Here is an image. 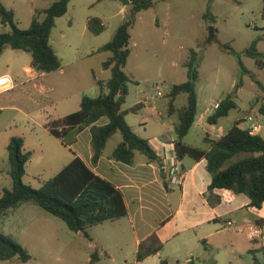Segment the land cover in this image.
Segmentation results:
<instances>
[{
	"label": "rangeland",
	"instance_id": "1",
	"mask_svg": "<svg viewBox=\"0 0 264 264\" xmlns=\"http://www.w3.org/2000/svg\"><path fill=\"white\" fill-rule=\"evenodd\" d=\"M55 1L2 0L6 7L17 10L15 19L20 29H28L35 11L44 10ZM209 5L217 17L213 26L203 18ZM262 8L263 0H158L154 7L141 12L131 30L132 54L126 67L132 81L123 108L130 113V123H137L130 109L145 97L149 99L147 103L156 104L160 111L167 108L171 87L187 80L185 63L192 50L206 57L199 85L205 94L209 95L215 85L218 92L230 88V77H218L219 65L215 64L216 59L220 58L218 62L222 64L224 59L230 58L234 65L227 63L231 70L233 67L238 70L237 82L242 81L243 94L246 98H254L259 86L251 75L242 74L237 58L224 51L221 45L230 43L236 51H244L257 40L264 51V30L260 28L264 26ZM129 10L130 5L118 0H71L68 12L56 20L51 41L63 61V69L45 77V85L54 91L43 97L22 92L13 105L28 117L8 110L0 119V195L4 188L12 185L9 151L5 149V141L12 135L24 137L25 148L31 152L24 177L27 185L39 189L68 163L73 154L72 139L68 136L63 142L52 135L43 127L45 116L58 119L64 113L61 106L56 107L58 101L71 100L80 93L92 94L91 69L99 74L101 61L111 56L109 52L92 56V51L113 38ZM94 17H100L106 25L100 35H94L87 27L89 19ZM8 30L10 28L2 27L0 21V33ZM242 62L248 70L255 69L254 59L243 57ZM107 74L111 77L109 69ZM186 103V95L182 94L176 104ZM260 117L264 121V117ZM195 139L196 136L190 137L192 141ZM195 145L203 147L204 143L197 140ZM170 186L166 178L164 190L169 191ZM174 188L178 192L177 187ZM165 191L159 189L149 202L130 203V217L90 227L86 230L88 236L84 232L71 231L64 221L34 203H22L0 217V231L23 245L31 259L22 263L14 258L0 261V264H91L95 251L99 253V261L95 264H135L136 235L148 233L170 213ZM168 253V250L162 251L160 256L142 264H160L161 260L168 259ZM184 263L182 258L171 260V264Z\"/></svg>",
	"mask_w": 264,
	"mask_h": 264
},
{
	"label": "trees",
	"instance_id": "2",
	"mask_svg": "<svg viewBox=\"0 0 264 264\" xmlns=\"http://www.w3.org/2000/svg\"><path fill=\"white\" fill-rule=\"evenodd\" d=\"M70 1L57 0L44 10H36L30 27L20 29L16 23L15 11L6 7L0 0V21L2 25L10 28L0 33V57L8 49L24 51L31 55V67L35 71L46 74L59 71L62 68V59L52 47L50 40L56 20L68 12ZM118 1L130 5L131 10L125 21L117 28L113 38L94 52V54L111 53L103 63L104 69L111 71L110 79L106 82L98 81L100 95L95 98L84 96L80 110L46 125L52 135L63 142L70 136L72 143L78 134L90 128L94 164L100 160L108 141L117 133L122 135L123 142L114 150L112 154L114 160L130 165L134 162L136 153L145 155L150 160H157L148 141L136 134L129 125L126 119L129 112L123 110V107L129 96V83L132 81L126 72L131 56V30L138 14L154 7L158 0ZM203 18L209 25L216 24L217 18L211 11L210 5ZM262 18L264 19V0ZM88 29L94 35H100L106 30V25L101 18L94 17L89 19ZM221 48L234 55L242 74L251 75L261 88L262 85L255 74L244 67L242 62L243 57H250L255 60L259 68H264V54L259 51L258 42L253 41L243 52H237L230 43L222 44ZM202 59L199 52L191 51L190 58L185 63L187 80L173 85L168 94V112L171 115L173 113L178 115V124L175 128L177 158L207 160L208 170L212 175L209 196L216 189L246 194L251 200L250 205L259 209L264 204L263 136L250 129L241 128L240 122H237L220 139L209 141L211 145L209 151L184 142L198 115L196 88ZM241 85L240 80L235 89L220 102L219 108L208 119L211 124H216L219 119L228 116L237 108L235 98ZM182 94L186 95L187 103L177 108L176 103ZM138 110L139 105L131 108L130 112L136 113ZM259 112L264 117V105L260 106ZM102 119H107L108 122L98 125ZM7 150L12 185L10 188H5L0 195V217L22 203L31 202L64 221L71 231L87 234L86 230L90 227L127 216L128 210L123 193L112 182L96 175L79 157H75L56 176L43 182L39 189H35L24 182L27 164L31 157V152L26 151L25 139L20 136L12 137ZM257 223L263 226L264 220H258ZM162 247L160 242L149 250L145 245H140L137 261L141 262L159 253ZM261 251L264 252V248ZM14 258L26 263L30 261L31 255L23 245L0 231V261ZM98 261L99 253L95 251L90 263L95 264ZM160 264L169 263L167 260H161ZM254 264L264 263H259L254 258Z\"/></svg>",
	"mask_w": 264,
	"mask_h": 264
},
{
	"label": "crops",
	"instance_id": "3",
	"mask_svg": "<svg viewBox=\"0 0 264 264\" xmlns=\"http://www.w3.org/2000/svg\"><path fill=\"white\" fill-rule=\"evenodd\" d=\"M14 11L17 14V10ZM2 27L8 28L4 25ZM260 28L264 30V26ZM257 42L260 51V43L259 41ZM50 43L56 50L51 40ZM102 46L96 47L92 51V56L96 55L94 52ZM56 52L59 54L57 50ZM260 52L264 54V51L261 50ZM25 55L30 54L24 51L8 49L0 57V76L9 74L17 82V88L14 91L0 95V119L3 113L8 110L24 114L22 109L13 105L15 98L22 92L26 91L31 96L40 95L43 97L54 91V88H47V85H45V77L50 73L35 71L31 67V55L29 59ZM218 60L221 61L220 58ZM218 60L216 59L215 62V64L219 65L217 75L224 78L230 77V88L218 92L215 85L209 95L205 94L204 90L199 86L203 77V65L206 61V57L203 56L199 69L200 78L196 88L198 94V115L192 129L184 139L186 144L206 151L211 148L209 141L220 139L237 122H240L241 128L250 129L249 126L252 121H249V118H253V122L259 124L258 130L253 132L261 136L264 134V121H262L260 117L262 115L259 112L260 106L264 105V68H259L257 65L254 70L250 71L255 74L257 80H261H258L262 85L261 88L259 87L260 92L258 91L254 98H246L241 86L235 98L237 108L232 110L228 116L219 119L216 124H211L208 121L209 117L217 110L214 109V105L222 102L235 89L238 78V70L234 67L231 70L229 63H227L230 62L234 65L233 60L230 58L224 59L222 64ZM105 61H101L99 74L94 69H91L93 77L91 95L80 93V96H75L71 100L63 99L55 104L58 108L61 106V110L64 112L58 119L80 110L84 96L95 98L100 95L98 81L106 82L110 79L107 74L108 69L103 67ZM148 100L145 97L144 100H139L133 106L139 105V110L136 113L131 112L133 116L137 117L136 125L130 123V113L127 114L126 119L133 131L148 141L157 160H150L140 153H136L134 162L130 165L114 160L112 154L123 142L122 135L117 133L108 141L100 160L94 164L92 161L94 156L91 143L92 135L90 128H86L76 136L71 144L70 148H72L73 154L65 166L75 157H79L96 175L112 182L124 195L128 214L123 218L132 215L130 203L143 204L142 202H149L152 198H155L156 195L154 196L153 194L157 193L159 189L165 191L163 181L167 178V171L171 166L179 164L183 168L184 179L182 184L177 187L178 192L172 186H170L169 191H165L167 195L166 206L170 209V213L154 229L144 235H136L135 237L137 253L142 244L149 250L160 242L163 245L162 250L141 262L136 260L137 263L135 262V264H142L154 256H160L162 251L167 250L169 251L167 257L169 264H171V260L179 261V258L184 259L185 262L187 259L192 258V262L189 264H254V258L259 263H264V252L261 251L264 248V225L260 226L257 223L258 220H264V204L259 209L252 207L250 205L251 200L246 194H236L226 189H216L209 196L208 192L212 183V175L208 170L207 160L196 161L189 157L179 160L177 158L175 128L178 124V115L177 113L171 115L168 112V106L165 110L160 111L156 104L147 103ZM176 106L180 108L183 105ZM123 110L125 109L123 108ZM25 117H28V115L26 114ZM58 119L55 116L46 115L43 127L46 128L50 121ZM107 122V119H102L98 122V125H104ZM192 135L204 143L203 147L195 145L196 139L194 141L190 140ZM15 136L12 135L6 139V150L10 139ZM109 257L111 258V256Z\"/></svg>",
	"mask_w": 264,
	"mask_h": 264
},
{
	"label": "built area",
	"instance_id": "4",
	"mask_svg": "<svg viewBox=\"0 0 264 264\" xmlns=\"http://www.w3.org/2000/svg\"><path fill=\"white\" fill-rule=\"evenodd\" d=\"M17 88V82L9 74H4L0 76V95L14 91ZM220 103L214 105V109H218ZM249 121H252L249 128L252 131L258 130L259 124L253 122V118H249ZM167 179L172 187H178L182 184L184 179L183 168L179 164H175L169 168L167 171ZM192 262V258L186 260L185 264Z\"/></svg>",
	"mask_w": 264,
	"mask_h": 264
},
{
	"label": "water",
	"instance_id": "5",
	"mask_svg": "<svg viewBox=\"0 0 264 264\" xmlns=\"http://www.w3.org/2000/svg\"><path fill=\"white\" fill-rule=\"evenodd\" d=\"M214 29L211 27V37L213 38Z\"/></svg>",
	"mask_w": 264,
	"mask_h": 264
}]
</instances>
